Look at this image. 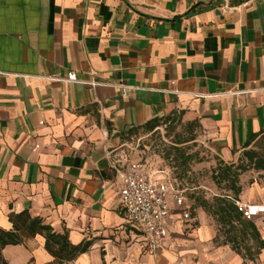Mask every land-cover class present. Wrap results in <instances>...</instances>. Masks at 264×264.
<instances>
[{"label": "crops", "instance_id": "0c3cea01", "mask_svg": "<svg viewBox=\"0 0 264 264\" xmlns=\"http://www.w3.org/2000/svg\"><path fill=\"white\" fill-rule=\"evenodd\" d=\"M180 111L224 164L256 149L264 0H0V228L28 211L88 243L62 264H264V214L224 225L201 207L176 213L156 255L127 224L130 129ZM239 184L240 201L264 204V169ZM2 256L55 264L39 234Z\"/></svg>", "mask_w": 264, "mask_h": 264}, {"label": "trees", "instance_id": "16d2710c", "mask_svg": "<svg viewBox=\"0 0 264 264\" xmlns=\"http://www.w3.org/2000/svg\"><path fill=\"white\" fill-rule=\"evenodd\" d=\"M183 112H173L165 117L154 118L142 126L133 127L130 129V134L137 132L139 129H144L147 132L153 131L162 124H166L170 121H180L182 119ZM190 127V136L179 140L177 142H189L195 141L197 133L193 131L194 128H198L196 121L186 122ZM257 135H253L247 142L248 146ZM256 149L244 150L237 162V164H224L221 160L217 159L216 166L213 167L211 172V178L213 182L220 186L224 182V186L221 187L223 193L213 197L212 203H208L206 200H200L198 196L187 195L185 185L187 184L184 178L171 176L172 182L179 189L184 191L186 200L191 204L190 208L193 210L199 206H205L213 216L217 217V220L221 224H231V221H240L241 214L237 211L235 201H238L239 194L241 192V186L239 184V177L250 169L262 170L264 169V134L259 137L255 142ZM181 151L184 159L185 168L184 172L188 169V163L197 159V153H185ZM195 203H194V200ZM9 221L12 223V229L9 231L0 228V264H8L2 256V249L7 245H19L24 243L27 239L33 238L39 234L45 238V249L54 257L55 264H62L64 262L73 261L79 254L87 251L89 245L87 242L72 245L68 240V234L66 231L63 233L55 232L54 229L46 224L40 217H32L28 211H23L18 214H10ZM264 244L262 243L261 246Z\"/></svg>", "mask_w": 264, "mask_h": 264}, {"label": "built area", "instance_id": "2783aa9c", "mask_svg": "<svg viewBox=\"0 0 264 264\" xmlns=\"http://www.w3.org/2000/svg\"><path fill=\"white\" fill-rule=\"evenodd\" d=\"M66 79L76 81L70 72ZM119 200L125 210L127 224L144 236L146 247L156 255L169 235V222L178 213L181 219L190 220L191 204L184 191L174 185L165 168L154 169L140 158L129 161L121 169ZM237 211L245 219L264 214L263 203L235 201Z\"/></svg>", "mask_w": 264, "mask_h": 264}, {"label": "rangeland", "instance_id": "374dc122", "mask_svg": "<svg viewBox=\"0 0 264 264\" xmlns=\"http://www.w3.org/2000/svg\"><path fill=\"white\" fill-rule=\"evenodd\" d=\"M193 131L197 133V128ZM189 136L190 127L182 117L180 121L167 122L150 132L139 129L129 137L128 144L129 149L136 155V159L142 158L154 169L163 167L171 176L184 178L188 196L194 194L200 200L212 203L213 197L223 193L221 187L225 185L222 182L220 186H217L211 178L212 169L217 164V157H213L207 148L196 140L177 142ZM183 150L186 154L197 153V159L194 158L188 163L186 172H184L185 161L181 154ZM201 208L207 209L205 206Z\"/></svg>", "mask_w": 264, "mask_h": 264}]
</instances>
